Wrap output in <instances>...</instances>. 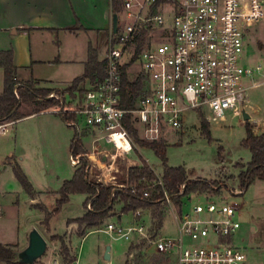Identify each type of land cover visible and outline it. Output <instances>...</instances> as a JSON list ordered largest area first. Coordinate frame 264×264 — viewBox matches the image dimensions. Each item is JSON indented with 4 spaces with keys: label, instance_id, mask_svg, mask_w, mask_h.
<instances>
[{
    "label": "built area",
    "instance_id": "built-area-1",
    "mask_svg": "<svg viewBox=\"0 0 264 264\" xmlns=\"http://www.w3.org/2000/svg\"><path fill=\"white\" fill-rule=\"evenodd\" d=\"M111 2L113 5L114 0ZM119 5L117 33L111 26L108 36L104 79L87 80L83 94L77 92L67 100L57 93L48 97L70 105L60 112L74 116L65 123L75 129L78 137L85 130L99 133L125 158L136 147L126 128L128 123L141 140L159 142L169 131L183 132L188 114L209 126L225 123L229 115L243 117L248 90L264 84V63L254 68L244 64L247 37L264 21V0H119ZM131 65L138 66L135 75L129 73ZM124 73L130 79L142 80L131 108L123 107ZM255 74L263 80L247 87L245 80L253 79ZM7 123L17 122L1 123V134L9 132ZM87 157L90 158L88 154ZM80 160L81 157L72 156L71 164L77 167ZM87 161L86 171L91 177L111 185L101 175H94L93 161ZM155 174L161 185L162 175ZM112 179H116L114 174ZM217 184H211L203 195H214ZM240 188L231 192L236 196L245 194V189ZM184 189L182 185L175 196L164 191L158 201L160 211L166 210L173 218L174 238L164 239L157 231L151 235L152 222L149 227L139 224L143 208L130 211L136 225L123 228L108 224L100 231L124 239L136 235L142 239L140 243L154 249L167 264H246L245 249L236 243L242 226L238 209L223 196L195 200L192 198L202 193L186 197ZM143 195L148 197L149 192L146 190ZM177 198L180 204L175 201ZM87 208L91 210V203Z\"/></svg>",
    "mask_w": 264,
    "mask_h": 264
},
{
    "label": "rangeland",
    "instance_id": "rangeland-1",
    "mask_svg": "<svg viewBox=\"0 0 264 264\" xmlns=\"http://www.w3.org/2000/svg\"><path fill=\"white\" fill-rule=\"evenodd\" d=\"M85 10L91 13V10ZM18 18L20 17L18 16ZM120 24L122 27L125 25L121 17ZM4 25L6 23H3ZM79 27H82V21L75 15L73 25L70 27L74 29L72 32L54 29L35 30L34 27L12 28L10 30L8 28H0V42L4 41V34H9L12 30L16 29L19 33L14 37L26 35L28 42H31L32 39L34 52L35 50L42 51V54L46 58L50 57L53 47V51L55 50L56 57H58L57 60L59 61H53L50 64H38V67L34 70V77L40 75L42 79L52 80L51 83L47 84L57 89L52 93L58 92L62 97L67 94V99H69L70 97H75L78 87L73 86V82L68 88H66L67 83L64 85L66 87L54 86L56 85V81L67 82L83 73L79 63L87 57L89 41L92 42L93 46H99L100 56L103 58H105L108 49L107 39L101 40L100 38L97 44L96 36H90V34L88 35L81 32V30H77ZM33 31L34 33L32 34ZM37 32L39 34H36ZM38 38L43 39V43H40ZM19 48L21 50L19 60L23 62V47L19 46ZM9 50L14 52L15 63L17 49L13 43ZM73 59L76 63H74ZM25 62L30 64V61ZM262 63H264V21L248 35L244 52L245 66L254 68ZM50 66H55L56 68L52 69ZM137 68L138 66L135 65L130 66V69H132L131 75H135L133 70ZM258 80L262 81L263 78L255 74L253 79L245 80V85L249 87L253 81ZM3 89L4 75L0 76V94ZM247 99L248 108H246V112L252 114L254 118V121L249 120L248 122L254 124L256 120L263 121L264 84L257 88L249 89ZM33 109H36L34 105L24 103L21 113L24 114V112ZM186 121L187 127L183 132L169 131L165 135V139L162 140L168 145V165L185 167L186 171L192 175L191 178H202L218 183V190L214 195H203L202 193V195L194 196L192 199L201 200V198L208 196L216 199L219 196H223L227 202L233 204L238 209V218L242 223L241 230L236 239L237 245L245 249L249 264H264V180L254 181L243 195L236 196L231 192L236 187H241L238 180L237 166L251 160L249 150L243 148L241 145L246 137V122L243 120V117L234 118L229 115L225 123L210 124L211 136L208 138L202 133V123L198 120L197 116L188 114ZM5 125H8L9 132L6 134L0 133V191L8 192L9 195L1 199V204L4 208L2 218L5 217L4 219L8 221L7 228L9 232L12 228H16L17 230L20 227L21 233L29 236L31 231L35 229L46 239V242H48L47 253L36 264H52L55 259L58 260L59 264H64L62 249L60 250L61 242L53 240L52 237L54 236L49 238L47 235L48 229L43 224L45 212L39 207H46L49 212H53L56 209V201L59 197L57 192L62 188L64 180L72 179L75 169L70 160V144L74 140V137L78 140L82 139V148L91 157H87L86 159L93 161L94 175H101V179L107 183H111L112 186L119 187L118 183L126 180L127 171L135 163L139 164L141 157L152 166L155 173L161 175L163 172L162 162L152 150H141L136 144L134 153L123 158L112 145L107 144L101 139V134L93 133L90 130H85L82 134L83 136L79 137L73 128L62 130L65 131L60 135L65 136L61 139V141H65V144H63L65 148L63 149L62 146L47 139V134L42 131L43 129L48 128L50 130V128L54 127V124L52 126L44 118H29L19 121L15 125L12 123ZM80 128L83 129V126L81 125ZM34 132L37 133L36 138L32 136ZM220 148L223 149L222 152H220ZM138 151L141 153V157L137 155ZM10 153L25 157L26 163L31 168L29 170L33 178V181L30 179L29 181L35 190L38 191L36 195L38 201H31L29 195L15 179L11 166L4 165V159ZM219 156L222 157L221 160ZM8 161L11 160L8 159ZM113 174L116 176V179H112ZM112 183H116V185ZM40 191L46 193H40ZM84 201L83 195L72 197L63 206L61 211L51 218L49 223L50 232L57 234L55 236L62 237L69 249L70 259L67 263H74L77 256L78 264H126V261L128 264H154L153 262L156 257H159L160 264H167V261L161 255L156 254L155 250L150 249L147 245L142 250L133 251L132 255L128 256L130 246L139 244L142 239L136 235L131 236L129 239H114L108 233L100 231L105 230L108 222H104L103 225L98 227H90L87 225L81 226L77 222L81 218L69 220L70 218L81 217L85 210L86 212L89 210L88 208H84ZM18 203L20 206H18ZM121 209V205L116 207L110 221L116 226H122L123 228L136 225L137 220L133 217V213L127 212L122 214ZM143 209V217L139 224L149 227L150 222H152L154 225L152 208ZM163 213V226L157 232L164 239L174 238L176 236V228L173 218L171 215H168L166 210ZM120 215H122L121 218ZM6 220H0V223H4ZM70 227H73L76 233H73L72 228L69 229ZM72 233V240L70 242ZM155 233L156 229L153 227L151 235H155ZM84 236L86 237L83 238ZM53 242H58V244L56 243L55 245ZM105 246H111L112 248V257L109 261L104 259ZM103 250L104 254L102 255ZM139 251L145 253L146 256L142 253L139 254Z\"/></svg>",
    "mask_w": 264,
    "mask_h": 264
},
{
    "label": "trees",
    "instance_id": "trees-1",
    "mask_svg": "<svg viewBox=\"0 0 264 264\" xmlns=\"http://www.w3.org/2000/svg\"><path fill=\"white\" fill-rule=\"evenodd\" d=\"M113 13H120L119 0H114L112 5ZM70 31H74L71 29ZM0 70L4 72V90L0 95V124L3 122H19L26 117L19 110L24 103H31L36 106L34 113L67 110L70 108L69 104L62 105L55 99H49L48 96L54 92L52 89L38 88L33 80L28 82H20L17 78L18 68L14 63V52L0 51ZM125 72V71H124ZM105 77V62L99 60V53L97 49L90 43L88 47V60L85 63L84 75L73 81V86L78 87V92L83 94V85L87 80L92 82L103 80ZM81 88L79 89V87ZM142 86L140 78L130 79L124 73L123 79V98L124 108H131L135 103V99ZM77 93V92H75ZM58 94V92H57ZM65 120H73L74 116L64 115ZM127 130L132 134L136 144L140 148L152 150L156 157L162 162L163 174L161 177V185L155 172L150 165L141 157L140 165L131 167L127 171V178L122 183H118L117 187L112 185H105L97 182L86 171L88 161L85 158L87 154L82 148V141L74 137L71 143V155L75 158L81 157L80 165L77 166L72 179L66 180L62 188L57 192L59 198L56 201V209L49 212L45 207H39L45 212V219L43 224L49 229L51 218L59 213L64 205L70 201V197L76 194L87 195L88 198L84 203V208L91 203V210H87L86 214L77 222L80 225H87L90 227H98L104 224L105 220L112 217L118 205L122 206L121 212L123 214L130 212L137 208H152V218L154 220L153 227L156 231L163 226V213L160 211L158 201L164 197V191L169 196L178 195L181 192V186L185 185L184 195L188 197L193 193H204L211 188V184L207 179L196 178L190 179L192 175L188 173L183 167H171L168 165L167 148L168 145L163 141H144L138 137L137 131L128 123ZM246 137L242 141V147L249 150L251 154V161L244 165L237 166L240 169L238 180L240 186L248 190V188L256 180H264V132L260 135L254 133V127L249 122H246ZM202 133L210 138L211 132L207 122L202 121ZM220 148V152H222ZM220 160L222 159L221 156ZM14 176L23 190L31 197L37 195L32 183L17 162L10 161ZM157 183V184H154ZM151 186V188H149ZM149 192V196L145 197L143 194ZM180 203V198L175 199ZM157 203V204H156ZM53 240L61 242V249L64 260L67 262L70 259V252L64 240L60 236L52 237ZM145 246L144 242L137 245H131L128 251V256L132 255L133 251L142 250ZM17 253L14 246H3L0 244V263L19 264L16 262ZM142 251H139V254ZM144 256L145 253H142ZM141 256V255H139ZM154 264H160L159 257H156ZM126 264L128 262L126 261Z\"/></svg>",
    "mask_w": 264,
    "mask_h": 264
},
{
    "label": "crops",
    "instance_id": "crops-1",
    "mask_svg": "<svg viewBox=\"0 0 264 264\" xmlns=\"http://www.w3.org/2000/svg\"><path fill=\"white\" fill-rule=\"evenodd\" d=\"M85 9L91 10V13H88ZM113 14L114 13H113V7H112L111 0H0V28H8V30H10L12 28L17 29V28H22V27H34L35 30L54 29V30H60V31H64V30L70 31L71 30L70 27L73 25V18L75 15H77L82 21V27H79L77 30H81V32L88 34V35L90 34V36H92V35L96 36V40H97L96 43L97 44H98V41L100 38H101V40H103V39L108 40L109 32H110V29L112 26ZM18 16L20 18H18ZM3 23H6V25L3 26ZM16 29L14 31L12 30L9 34H4V41L0 42V51L1 50L2 51H9V49L12 47V43H13L15 48L17 49L16 58H15V63H16L15 66L18 68V72H17L18 80L20 82H23V83L28 82L30 80H33L36 83L38 88L49 89L52 86L47 85V84L51 83L52 80L42 79V78H40L41 77L40 75H36L34 77V70H35V68L38 67L37 65L40 63L41 64H46V63L50 64L53 61H59V60H57L58 57H56L57 54H55V50L53 51V47H52L51 54H50L49 58H46L42 54V51L35 50V52H34L33 45H32V39H31V42H28L26 35H20V36L14 37L15 35H18V33H19L18 31H16ZM33 33H34V31L32 32V34ZM75 33H76V31H75ZM36 34H39V32H37ZM40 34H45V33H40ZM38 40L40 43H43L42 42L43 39L38 38ZM90 40H91V38H90ZM90 43L92 44V42L89 41V44ZM19 46L23 47V55H24L23 62H20L21 60H19V56L21 55V50H20ZM93 47L95 49H97V51L99 53V60L104 61V58L100 56L99 46L98 47L93 46ZM87 60H88V50H87V57L85 59L81 60V62L79 63L81 65L83 73L82 74L80 73L79 75L74 77V79H76L78 77L80 78L84 74L85 63L87 62ZM25 61H30V64H28ZM74 61H69V62H74ZM74 63H76V61ZM50 68L54 69L56 67L50 66ZM131 71H132V69L129 68L130 74H131ZM133 71L136 74L138 72V68L134 69ZM2 75H4V72L2 70H0V76H2ZM53 79H55V78H53ZM74 79L67 81V82L56 81V85H54V86L66 87L64 85H65V83H67L66 88H68ZM50 89L57 90V89H54L53 87ZM2 93H3V91H2ZM66 95L67 94H65L64 97H62V95H61V97L66 98V100H67L68 97ZM247 103H248V100H247ZM247 108H248V105H247ZM21 110H22V106H21L19 111L21 112ZM60 111H62V110L34 113L35 110L33 109L31 111L24 112V115L26 117H24L20 121H22L24 119H29V118H44V120H48L49 124H51L52 126L54 124V127L50 128V130L47 128L48 131H47V129H43L42 131H44V133L47 134V139L54 141L55 144L62 146V148L64 149L65 145H63V144H65V141H61V139L64 138L65 136H63V135L60 136V135L62 134V132H65L62 130H68V128H70V127H68L66 125V123H65L66 120L64 119V115H68V114L62 115ZM249 115L251 117L250 120L254 121L252 114H249ZM68 116H71V115H68ZM252 125L254 127V133L256 135H260L264 132V119H263V121L256 120V122ZM32 136L34 138H36L37 133L34 132L32 134ZM55 138H57V139H55ZM55 140H58V141H55ZM140 149L143 150L144 148H140ZM138 153H139V155H141V153L139 151H138ZM71 158H72V155H70V160H71ZM8 159H10L11 161L17 162L20 165V167L22 168V170L24 171V173L26 174V176L28 177V179L33 181L32 174L30 172L31 168L29 167V164L26 163V159L24 156L22 157L20 155H15L14 153H10L4 159L5 161L3 163L6 166L7 165L11 166L10 161H8ZM132 161L134 162V160H132ZM249 162H247V163L243 162V164L246 165ZM137 165L139 166L140 163L139 164L135 163V166H137ZM73 167L76 170L77 167H75V166H73ZM150 167L152 168L151 165H150ZM171 167H179V166H171ZM180 167H182V166H180ZM11 168H12V166H11ZM183 168H185V167H183ZM237 170H238V174H239L240 169L237 168ZM162 174H163V172H162ZM64 181H66V180H64ZM112 184L116 185V183H112ZM36 192L38 193V191H36ZM40 193H46V192L40 191ZM47 193H49V192H47ZM8 195H9L8 192L0 191V201H1V199L6 198V196H8ZM77 195H82V194L72 195L70 197V199L72 197L77 196ZM83 196H84L85 201H86L88 196L87 195H83ZM31 201H33V202L38 201L37 196H35L34 198H31ZM85 201H84V203H85ZM33 205H35V204H33ZM38 205H40V204H38ZM18 206H20L19 203H18ZM3 210H4V208H3ZM85 214H86V210L83 213V215H81V217L70 218L69 220L82 218ZM2 217H3V214L0 216V220H6V219H4L5 217L4 218H2ZM121 217H122V215H120V218ZM110 219H111V217L105 220V222H108L106 225L114 224L112 221H110ZM7 225H8L7 220L4 221V223H0V244L3 246H14L16 251H18V252L25 250L29 244V236L27 234L26 235L22 234L20 227H18L17 230H16V228H12V230L9 232ZM73 227H70L69 229L72 228V232L74 233L75 230L73 229ZM67 232H68V227H67ZM73 233L71 234L70 242L72 240ZM108 234L111 237H113L114 239H122V238L115 237L111 233H108ZM47 235L49 236V238H51L52 236H55L57 234H54L53 232H50V230L49 231L47 230ZM86 236H84L83 238H85ZM53 243L55 245H56V243L58 244V242H53ZM71 245H72V243H71ZM47 250H48V242H47ZM60 250H61V247H60ZM111 250H112V248H111ZM111 250H110V259L112 257ZM101 254L102 255L104 254V250L102 251ZM246 257H247L246 264H249L247 253H246ZM55 261H57V263L59 264L57 259H55L52 262V264L55 263ZM63 261H64V264H69L64 259H63ZM78 263H79L78 258L76 256V261L72 264H78ZM0 264H7V263L2 262Z\"/></svg>",
    "mask_w": 264,
    "mask_h": 264
},
{
    "label": "water",
    "instance_id": "water-1",
    "mask_svg": "<svg viewBox=\"0 0 264 264\" xmlns=\"http://www.w3.org/2000/svg\"><path fill=\"white\" fill-rule=\"evenodd\" d=\"M118 21V14L114 13L112 18V28L114 34H116L118 30ZM243 117L245 122H248L251 119L250 115L246 111L243 112ZM110 250L111 247L107 246L104 255V259L107 261L110 260ZM46 252V240L37 230L34 229L29 235L28 247L25 250L17 253L16 262L19 264H36L41 258L45 256Z\"/></svg>",
    "mask_w": 264,
    "mask_h": 264
},
{
    "label": "bare ground",
    "instance_id": "bare-ground-1",
    "mask_svg": "<svg viewBox=\"0 0 264 264\" xmlns=\"http://www.w3.org/2000/svg\"><path fill=\"white\" fill-rule=\"evenodd\" d=\"M91 158V157H90Z\"/></svg>",
    "mask_w": 264,
    "mask_h": 264
}]
</instances>
